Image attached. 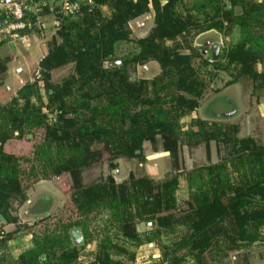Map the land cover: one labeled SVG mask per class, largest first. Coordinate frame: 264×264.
Wrapping results in <instances>:
<instances>
[{
  "label": "trees",
  "instance_id": "trees-1",
  "mask_svg": "<svg viewBox=\"0 0 264 264\" xmlns=\"http://www.w3.org/2000/svg\"><path fill=\"white\" fill-rule=\"evenodd\" d=\"M92 2L81 4L73 17H64L58 8L55 36L38 63L46 106L56 113V122L46 123L33 81L0 104V225L18 224L11 215L13 206L23 204L36 183L63 179L59 186L78 216L85 221L105 209L106 228H116L122 242L104 237L93 258L81 261L78 248L86 240L83 237L79 245L71 238L79 227L85 230L82 220L65 229V235H32L34 248L21 254L16 264H131V248L142 242L139 224L151 229L144 241L160 246L161 238L167 240L159 261L151 264H219L240 252H245L243 264H248L247 251L264 244V141L239 137V125L231 122L195 118L182 131L179 120L203 106L218 72L229 77L224 87L248 80L252 94L264 96V72L258 70L264 64V0H201L197 11L184 18L175 11L181 0ZM101 6L109 8L107 16L101 15ZM150 6L153 28L145 37L133 38L129 23L148 14ZM25 18L31 28L22 32L24 37L35 23L28 7ZM234 28L239 40L219 47L217 59L207 60L203 49L189 41L192 31L228 36ZM121 42L134 44L136 53L114 56ZM148 63L158 65L157 76L129 78L131 68ZM66 66L72 67L70 75L52 84L51 72ZM4 72L1 63L0 74ZM31 98L40 106L31 104ZM38 131L43 139L33 157L5 151L6 144ZM145 143L153 149L160 144L169 157L171 169L162 181L131 174L120 183L110 175L83 183L84 170L105 157L109 167L120 159H138ZM211 143L224 153L219 160L184 171L182 148L203 146L209 160ZM181 177L187 192L182 201L177 198ZM2 234L0 245L15 233Z\"/></svg>",
  "mask_w": 264,
  "mask_h": 264
},
{
  "label": "rangeland",
  "instance_id": "rangeland-1",
  "mask_svg": "<svg viewBox=\"0 0 264 264\" xmlns=\"http://www.w3.org/2000/svg\"><path fill=\"white\" fill-rule=\"evenodd\" d=\"M225 36L226 35L215 37L217 43L222 44L221 49L231 44L230 36L228 35V39H225ZM118 48L116 49L117 57H125L130 51L134 54L137 50L134 44H127V47ZM206 59L210 60V57H206ZM143 66L147 67L149 73L144 74L143 69L146 68H143L142 66L131 68L129 71L131 80L139 79L138 77H141V75L143 76L142 78L148 77L146 79H151L158 75V73H155V71L153 72L152 70V68L155 66H151L150 63L146 64V66ZM207 70L208 72L212 71L211 67H208ZM258 70L263 72L264 65H260ZM141 72L143 74L139 76V73ZM64 74L65 73L58 75L57 83H60L59 78ZM227 81H229L227 74L224 72H218L216 78L213 79L210 84L212 93L209 94L203 106L198 109L195 114V118H203L208 121L218 120L221 122H231L238 124L239 128L240 123L242 122V133L239 131V137H244L251 134V136L254 137L258 142H263L264 107L259 105L260 102H257L254 97L248 94V92L250 93L252 91L250 82L241 80L240 85L238 86L232 85L229 87H224V84ZM224 89L226 93L224 91L223 95L227 97V99L221 97L222 94L220 95ZM2 91H4L3 88L0 90V92L3 93ZM241 94H243V98L241 97ZM248 95L249 97H247ZM232 101L234 105H232ZM260 101L264 106V96ZM257 105H259V109H257ZM245 113H247V115ZM218 115H222L219 116L222 117V119L218 118ZM225 116H228L229 118ZM247 119L248 121L244 122ZM42 139L43 134L41 131H38L31 137L23 138L20 141H12L9 144H6L5 151L15 155H26L33 157L34 149L42 141ZM223 154L224 153L222 151L219 152L218 148L213 143H211L209 146V160L206 158V150L203 146L193 149L183 147L181 150V159L183 161L184 171H189L194 167L204 165L208 162L215 163ZM170 165L171 163L169 161V157L162 152L160 144H157L153 149L151 145L145 143L143 146V153L140 158L132 160L120 159L114 162V167H109L105 157L101 163L94 165L82 172V181L85 185H90L97 183L110 175L113 177L116 183H120L127 180L132 174L136 177L147 176L154 181L160 182L170 172ZM179 181L180 187L177 191V198L182 201L187 197V192L185 189L184 178L181 177ZM54 182L55 181L52 180H44L36 183L34 189L32 188L27 190V200L23 202V204H15L13 206L14 210L12 211L11 215L16 216L19 221L24 219L23 212L28 210L32 215L37 214L39 216L38 218L43 220L41 221V225L32 226L27 224L30 222H23V224L16 226L11 225L8 227L7 225H0V231L3 233L2 235L11 232L15 233L14 237L9 242L0 245V258L3 259V264H16L13 254L15 251H17V249H22L26 247L30 241L32 242V235H65V229L71 227L73 223L84 221L82 217L78 216L77 212L74 210L69 196L62 195V199L58 198L60 196L56 198L57 194L54 193L55 191L53 190V188L55 189ZM59 182L60 184H64L63 179L59 180ZM108 217L109 212L105 209L101 210L100 214L95 217L96 219L89 216L88 219L83 222L85 225V230L79 227L80 230H76L77 232L75 233V237L71 238V240L75 242L82 241L83 237L86 240L83 247L78 248L81 261H87L88 259L93 258L92 255L94 252H96V246L102 239H104V237H109L110 239L113 237L112 243H116L117 240L120 241V243L122 242L116 228L112 226L110 227V230L106 228L108 224L106 219H108ZM145 226L146 224H143L141 228L144 229ZM71 230H74V228ZM86 235L88 236L86 237ZM161 239L162 243L160 246L156 244L155 241H153L156 249H159L158 251H161V246L163 244H167V240L165 238ZM81 244L82 242L79 243V245ZM247 252V260H251V258H258L259 254H264V244H261L260 242L256 243ZM244 255L245 252L230 254L228 257L221 259L219 264H243ZM116 259H119V257H116ZM123 260L125 261L126 258Z\"/></svg>",
  "mask_w": 264,
  "mask_h": 264
},
{
  "label": "crops",
  "instance_id": "crops-1",
  "mask_svg": "<svg viewBox=\"0 0 264 264\" xmlns=\"http://www.w3.org/2000/svg\"><path fill=\"white\" fill-rule=\"evenodd\" d=\"M200 2L201 0H181V2L176 5L175 11L179 15H181V17L184 18L188 13L194 14L195 11H197L196 7L199 5ZM164 3H165V0H161V4H164ZM27 7L32 13V15L35 16V23H34L33 31L24 37V43L22 44L20 43L13 44V43L5 42L0 46V64L1 63L5 64V72L0 74V90L2 88L4 90L2 91L3 93L0 92V104L8 103L13 97H16L18 90H20L26 83L32 81L34 72L36 71V69H38V63L46 55L49 43L53 39L56 33V29L58 25L56 16L59 12L58 6L56 3L50 0H26V8ZM100 11L103 17L107 16L110 13V10L107 6H101ZM204 11L206 13L207 10H204ZM153 16H154V11L152 10V7L150 6V12L148 14L129 23V28L131 30V34L133 38H137V39L143 38L151 31V29L153 28ZM201 18L203 19L202 16ZM239 35H240L239 30L237 28H234L231 34L229 35L230 41H231L230 43L231 44L236 43L239 40ZM216 36H222V35L218 34L216 31H213V30L204 31V32L192 31L190 34L191 39L189 38V41L192 42L193 46L198 47L199 49H203L202 52L205 55V57H211L212 54H211L210 49L213 46H216L219 49V45L221 44V43H217V41L215 40ZM225 39H228V36H225ZM127 44L130 45L132 43L121 42L119 43V46L117 47L119 48L127 47ZM130 53L131 51L128 54ZM183 53L186 54L188 52L184 50ZM114 56H116V52ZM150 64L151 66H155L152 68L153 72L155 71V73H159L158 65L155 63H150ZM142 67L146 68V69H143L144 74L149 73V71L147 70V67H144V66ZM71 70H72V67L68 66V67H63V68H60V69H57L51 72V83L59 84L57 83L58 75L65 73L64 75H62V77L59 78V82H62L66 77H68V75H70ZM129 71H128V76H129ZM66 72H67V75H66ZM143 73L142 72L139 73V76ZM142 77L143 76L141 75V77H138V78L140 79ZM242 81H248V80H242ZM234 85L238 86L240 85V82ZM250 87L252 90L251 82H250ZM224 91L225 89L222 90V93H220V95L222 94L221 97L227 99V97L223 95ZM252 93H253L252 91L250 93L248 92V94L254 97L257 102H260L259 105L264 107L263 103L260 101L263 98V96L260 95L257 97L256 95ZM249 95L247 97H249ZM241 97L242 98L244 97L243 94H241ZM46 99L47 98L45 96V100ZM38 102L39 101L35 100L34 98L30 99V103L35 106L36 105L40 106ZM232 105H234L233 101H232ZM259 105L256 106L257 109H259L258 108ZM245 114L247 115V113ZM218 116H222V115H218ZM225 117H228V116H225ZM246 121H248V119L245 120L244 122ZM241 123H240V132L242 133ZM248 136H251V134ZM15 143H18V142H15ZM54 184H55V189L53 188V190L55 191L54 193L57 194V196L55 195L56 198L60 196L58 198L62 199L63 197L62 195L64 194L60 187L61 184L55 183V182ZM26 196L28 198V191L26 192ZM33 215H37V214H33ZM31 216L32 214L30 212L28 216L29 218H24L23 220L19 221L17 225L23 224V222H30L27 224L32 225V226L41 225L42 220H40L39 218L37 220H31L30 218ZM37 217L39 216L37 215ZM142 225L143 224H139L136 227L138 234L141 236L142 242L139 246L131 248L133 249V253H134V261L131 262V264H151V263L158 262L160 259V251H158L159 249H156L154 242L144 241L143 239V236L144 238L147 237L148 232L151 231L149 225H146L144 229L141 228ZM8 226H11V225H7V227ZM33 248H34V244L33 242L30 241V243L26 247L22 249H17V251H15V253L13 254L15 261L21 254ZM259 257L253 258V259L251 258V260L249 259L248 264H264V254H259Z\"/></svg>",
  "mask_w": 264,
  "mask_h": 264
},
{
  "label": "built area",
  "instance_id": "built-area-1",
  "mask_svg": "<svg viewBox=\"0 0 264 264\" xmlns=\"http://www.w3.org/2000/svg\"><path fill=\"white\" fill-rule=\"evenodd\" d=\"M57 3L60 13L64 17L75 16L80 5L86 3L92 5V0H50ZM26 0H0V41L7 43H24L22 32L31 28V23L25 18ZM222 47V44L219 45ZM32 81L37 84L42 104L40 106L41 113L45 115V120L48 125L56 122V113L49 110L47 99L45 100V92L43 81L39 69L34 72ZM195 112L184 114L179 120V126L182 131L190 128L191 123L195 119Z\"/></svg>",
  "mask_w": 264,
  "mask_h": 264
},
{
  "label": "water",
  "instance_id": "water-1",
  "mask_svg": "<svg viewBox=\"0 0 264 264\" xmlns=\"http://www.w3.org/2000/svg\"><path fill=\"white\" fill-rule=\"evenodd\" d=\"M210 50H211V54H212L213 59H217L218 58V48L216 46H213ZM0 219L2 220L1 217H0ZM79 242H75V243H79ZM42 258H44V256H42Z\"/></svg>",
  "mask_w": 264,
  "mask_h": 264
},
{
  "label": "flooded vegetation",
  "instance_id": "flooded-vegetation-1",
  "mask_svg": "<svg viewBox=\"0 0 264 264\" xmlns=\"http://www.w3.org/2000/svg\"><path fill=\"white\" fill-rule=\"evenodd\" d=\"M27 205H28V202H27ZM26 209V208H25ZM29 214H30V212L27 210V211H24L23 212V217L24 218H29L28 216H29ZM31 220H37L38 219V217H37V215H32L31 217Z\"/></svg>",
  "mask_w": 264,
  "mask_h": 264
}]
</instances>
